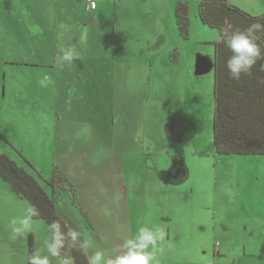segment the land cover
<instances>
[{"label": "rangeland", "instance_id": "rangeland-1", "mask_svg": "<svg viewBox=\"0 0 264 264\" xmlns=\"http://www.w3.org/2000/svg\"><path fill=\"white\" fill-rule=\"evenodd\" d=\"M94 1L96 14H85V0L69 1L80 16L56 18L55 32L47 33L53 19L44 14V0H0V154L42 179L58 169L73 185L77 203L62 190L55 210L91 244L87 256L120 248L142 221L159 219L171 235L158 262L264 264V155L213 151V70L197 75L196 64L213 55L219 33L198 18L201 0ZM228 1L249 14L256 6L264 11L261 0ZM178 2L188 4L187 39L175 22ZM44 38L47 44H36ZM68 45L80 58L50 66L65 75L51 78L47 66L22 62L42 61L41 52L57 59ZM196 155L203 173L187 182L193 190L172 193L165 171L169 176L182 157L195 163ZM197 205L213 215L214 235L185 236L182 257L171 253L179 243L173 232L189 235L190 216L203 211ZM28 209L0 179V264H26L28 233L13 238L12 221ZM32 224L34 253L44 252L46 224Z\"/></svg>", "mask_w": 264, "mask_h": 264}, {"label": "trees", "instance_id": "trees-1", "mask_svg": "<svg viewBox=\"0 0 264 264\" xmlns=\"http://www.w3.org/2000/svg\"><path fill=\"white\" fill-rule=\"evenodd\" d=\"M174 16L180 35L187 39V2L176 4ZM197 16L204 25L217 30L219 34L243 31L257 22L264 24V15L249 14L227 0H201L198 3ZM212 45V59L198 57L196 71L200 75L208 68L213 70L212 136L215 153L264 155V83L260 82L264 80V57L257 61L249 75L235 81L229 78L225 67V61L231 54L229 49L223 42L215 41ZM172 53L176 59V49ZM167 130L170 133V128ZM58 172L55 169V174L49 179H42L19 166L7 155L0 154V179L13 195L24 199L29 208L38 210V214L32 219L43 220L46 225L52 220H59L62 225L67 226L55 210L56 200L62 190L69 193L68 196L74 204L77 200L73 185ZM68 228L67 226L63 230L67 232ZM34 247V234L29 232L28 256L34 253ZM58 259H67L71 264H88L85 251L79 244L73 246L70 241H66Z\"/></svg>", "mask_w": 264, "mask_h": 264}, {"label": "clouds", "instance_id": "clouds-1", "mask_svg": "<svg viewBox=\"0 0 264 264\" xmlns=\"http://www.w3.org/2000/svg\"><path fill=\"white\" fill-rule=\"evenodd\" d=\"M63 36L67 28L62 26ZM217 42H223L230 51V56L225 61V67L230 79L240 81L243 76L249 75L257 61L264 57V24L259 22L252 24L246 30L221 32L215 36ZM79 53L71 45L62 46L57 60L63 66L65 63L71 65L74 60L79 59ZM47 79V78H46ZM264 83V80L260 81ZM102 213L111 215V209L102 208ZM38 214L36 208H29L25 215L18 220L12 221L13 238L23 236L33 230L32 218ZM59 220H52L46 225L50 233V239L45 240V251H37L27 257L26 264H52L51 258L61 257V250L65 247L66 241L73 246L85 251L91 247L86 240L80 239V233L75 229H63ZM166 230L163 226L153 224L151 226H140L135 233L125 239L118 249L110 251L94 250L87 256L88 264H159L157 253L162 252L160 245L165 241ZM60 264H71V261L62 259Z\"/></svg>", "mask_w": 264, "mask_h": 264}, {"label": "crops", "instance_id": "crops-1", "mask_svg": "<svg viewBox=\"0 0 264 264\" xmlns=\"http://www.w3.org/2000/svg\"><path fill=\"white\" fill-rule=\"evenodd\" d=\"M44 1H45V3H43V5H44L45 11H46L44 14L49 18V20L53 19L52 20L53 23L50 24L49 26H46L47 33H49V32L54 33L55 32L54 28H55V23H56L55 19L56 18L65 17V15H68L69 17L80 16V13L76 12V9H74L70 5L69 1H71V0H44ZM248 1L253 2L255 0H248ZM229 3H231V2H229ZM263 4H264V0H261L258 2V5H263ZM63 8H65V14L63 11L60 12V10ZM97 9H98V5L96 4V7L94 9H86L85 14H90V13L96 14ZM252 10L253 11L250 12V14L252 13V15H264V11H263L261 6L260 7L259 6L253 7ZM245 11L249 12L247 10H245ZM50 40L53 41V43H54V41L60 42V40L54 39V38H51ZM47 43H48V39L46 40L44 38V40L42 42H39L36 44L45 45ZM53 43H52V45H53ZM10 44H12V43H10ZM18 45H19V47H23L21 42H19ZM24 48L26 49L25 52H28V50L31 48V45L24 47ZM40 56H41L40 58L43 59L42 61H38V62H34V63H29L28 61H22V62L26 63L25 65L32 66V67L33 66H38V67L39 66H42V67L47 66V68H48L47 74H48V76L50 75L51 78H54L56 72H60V71H62L60 73V75H65L66 72L64 71V69H62V70L58 69L57 71H55L54 67H50V66H56V64H57L56 63L57 59L54 57V55H52V60H50V61L47 60L48 57H45V52H41ZM209 58L212 59V56ZM203 61L201 62L202 65L204 63ZM11 64H13V63H11ZM210 70H212V68H208L205 72L210 71ZM77 72H79L78 74H80V71H77ZM190 72H192V69H190ZM196 74L199 75L197 71H196ZM212 142H213V136H212ZM178 143L181 144L182 141L178 142ZM178 146L181 149H185V146L183 144L178 145ZM213 151L215 152L214 144H213ZM132 157H134V156H132ZM176 160L178 162H176V164H173L170 167V175L167 176V170L165 171V174L163 175L162 180H163L165 187L168 184V189H170L171 192L174 194L180 193L182 190H186V187H188V186H189L190 190H193L191 185H188L187 182L190 180L192 182L193 178L198 179L199 176L203 173L200 169L197 168V166H199L200 163H202V162L199 161V157L197 155L195 156V163L192 162L193 161L192 156H189V158L182 157L181 161L184 164L181 163L178 159H176ZM166 161L167 160H165V162ZM145 164H146V162H145ZM192 164H194L196 166H195V168L191 167L189 170L188 165H192ZM162 171H164V170H162ZM183 182H185V183L183 185H180ZM206 197L207 196L202 195V198H206ZM195 203L196 202L194 200H192V204H195ZM180 205H181L180 208H182L183 204L180 203ZM193 206L194 205H192L190 208H192ZM197 207L202 208L203 211L197 210L196 213H192V215L190 216V225L192 226V229H190L189 235L184 230H180L182 233L173 232L176 240H178L179 243L175 246L169 247L171 253H174V252L179 250L182 253L181 254V257H182L184 252H183V248L181 245L182 244L181 241L186 240L185 236H188V239H191V240L195 239V240H199V241H204V239L207 238V236H209L211 234H212V236L214 235V233H213V225H214L213 215L209 213L208 208H203L201 205H197ZM160 221L161 220H159V219L158 220L153 219L149 222H143L142 221V225L143 226H147V225L151 226L153 224H156V225L163 226L166 230V237H165V241L162 243L161 247L165 248L168 245V240H170L171 231H170L169 227H167L164 223H162ZM34 242H35V240H34ZM215 245H216V243H215ZM215 247H216L215 250H216L217 254H219L218 246L216 245ZM197 251L200 255L206 253L205 249L201 250L198 248ZM202 251H204V252H202ZM205 260L206 259H202V258L200 259L202 264H204ZM51 261H52V258H51ZM207 263H209V262H207ZM159 264H164V263L162 261H160Z\"/></svg>", "mask_w": 264, "mask_h": 264}, {"label": "built area", "instance_id": "built-area-1", "mask_svg": "<svg viewBox=\"0 0 264 264\" xmlns=\"http://www.w3.org/2000/svg\"><path fill=\"white\" fill-rule=\"evenodd\" d=\"M85 1H86V3L88 4L87 7H88L89 9H94V8L96 7V3H95L94 0H85Z\"/></svg>", "mask_w": 264, "mask_h": 264}]
</instances>
